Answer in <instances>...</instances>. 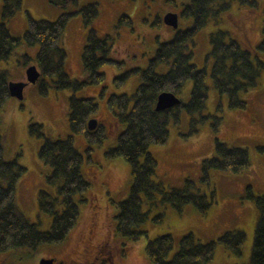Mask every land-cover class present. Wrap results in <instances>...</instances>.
<instances>
[{"label": "rangeland", "instance_id": "1", "mask_svg": "<svg viewBox=\"0 0 264 264\" xmlns=\"http://www.w3.org/2000/svg\"><path fill=\"white\" fill-rule=\"evenodd\" d=\"M92 1L97 2L98 6L93 26L99 36L109 35L111 55L120 64L112 61L99 68L104 73L103 93L102 85H92L77 92L49 88L47 94L42 95L36 83H26L22 99L9 96L0 108V135L5 157L16 156L19 163L26 167L16 186V203L27 219L40 229L48 230L51 216L40 211L37 194L41 188L50 192H54V189L45 182L49 166L38 157L43 137L31 135L28 122L32 119L41 123L45 136L65 138L71 134L68 97L74 93L78 97L90 95L95 98L98 108L91 117L97 119V127L103 130L106 137L101 143L88 145L84 132L73 134L74 145L84 157L83 174L90 182L83 193L87 202L78 201L77 223L63 241L42 244L33 252L26 248L0 252V264H38L43 257H55V264H74L77 260V264H87L96 244H102L105 248L102 264H151L144 248L148 240L158 235L170 233L174 236L173 254L178 238L187 231L194 232L200 241L206 242L231 229L245 232L241 255L235 256L218 246L213 259L207 264H246L258 217L255 200L249 196L247 185H252L250 187L255 195L264 194V152L259 150V146H264V69L260 71L256 87L239 92L245 106L233 108L229 106L227 95L220 94L214 88L212 59L207 56L210 50L209 35L219 29L227 32L226 39L234 38L254 53L255 45L262 37L264 0H223L229 6L218 15L209 17L206 25L193 36L192 42H189L191 62L206 70L208 87L202 113L211 114V117L198 122L195 133L187 134L190 116L183 112L178 124L169 123L167 141L164 144H151L148 148L156 160L154 180L163 181L166 187H177L189 177L208 197L214 190V201L206 214H200L191 204L182 206L181 210L168 203L151 207L149 201L143 198L142 210L148 212V219L140 228L146 233L136 240H125L116 231V204L128 194L130 166L121 156L108 158L105 155V151L115 145L117 135L124 127L116 119L106 99L110 93L131 94L140 82L139 74H130L119 84L114 77L135 67H146L158 42L170 39L174 29L186 27L191 19L179 15L176 28L163 21L168 11L179 14L186 0H70L67 9ZM1 8L2 0L0 21ZM26 11L35 19L54 20L63 10L52 0H22L20 10L6 22L12 35L22 36L27 26ZM121 14L131 17V26L117 24ZM88 28L80 14L73 15L65 26L62 45L67 52L66 71L71 78H85L81 52ZM37 50L38 45H27L21 41L8 59L0 60V69L8 71L9 81L26 82L25 70L30 64L24 63L23 54L30 56L29 61L35 64ZM166 67L163 64L157 70L164 71ZM191 86L192 80L184 83L177 94L180 100H188ZM216 138L228 145L245 147L250 165L240 173L212 168L208 171L207 184L201 179V162L214 155ZM158 213H163V216L155 222L153 217Z\"/></svg>", "mask_w": 264, "mask_h": 264}, {"label": "trees", "instance_id": "2", "mask_svg": "<svg viewBox=\"0 0 264 264\" xmlns=\"http://www.w3.org/2000/svg\"><path fill=\"white\" fill-rule=\"evenodd\" d=\"M63 11L54 20L33 18L27 11V26L22 36L12 35L6 22L17 10L22 0H2L0 21V60L8 59L11 53L23 41L27 45H38L36 67L40 76L36 81L39 93L46 95L49 88L55 90L70 89L77 92L92 85L105 86L104 73L99 68L116 62L111 55L109 35L99 36L93 21L98 15L97 2H87L77 8L67 9L70 0H52ZM75 1V0H74ZM229 3L223 0H186L178 14L190 18L191 23L184 28L174 29L173 36L158 42L146 67H135L114 77L115 81L126 79L130 74L138 73L140 82L131 94L110 93L107 103L124 124L117 135L116 143L105 151L108 158L123 157L130 166V185L127 196L116 204V231L125 240H136L145 230L140 225L148 219V212L142 210L143 198L151 207L170 204L178 210L191 204L200 214H206L214 201V190L208 197L194 180L186 177L181 186L166 187L163 181L154 180L156 160L148 151L151 144H164L169 136L170 122L178 124L183 112L190 116V129L187 134L197 131V123L204 122L211 114L202 113L208 87L206 70L191 62L192 50L189 42L206 25L209 17L218 15ZM80 14L85 25L89 26L86 41L81 52L84 79L71 78L66 71L67 52L62 45L63 32L69 19ZM131 17L121 14L117 24L131 26ZM227 32L216 30L209 35L212 59L211 77L214 88L220 94H226L230 107L242 108L245 101L239 97L240 91H247L258 85L260 71L264 69V20L262 37L255 45L254 53L243 47L234 38L226 39ZM24 63L31 64L30 56L23 54ZM118 65L119 62H116ZM166 65V70L158 67ZM192 80L189 98L180 100L168 108L156 110L157 95L170 91L176 96L184 83ZM9 74L0 69V108L8 100ZM98 103L90 95L68 97V123L71 134L65 138H50L42 131V124L32 119L28 122L31 135L43 137L38 148L39 159L49 166L45 182L54 192L39 189L37 194L40 211L51 216L48 230H42L27 219L16 203V186L26 167L18 158H6L3 139L0 135V252L17 248H26L33 252L42 244H54L63 241L76 225L79 217L78 201L87 202L83 193L90 182L83 174L84 157L75 147L73 134L85 133L88 145L101 143L106 137L98 126L87 130V121L97 111ZM215 120H218L215 117ZM90 148V147H89ZM88 148V149H89ZM214 155L201 162V179L209 184L208 171L218 169L229 173H240L250 165L249 153L245 147L228 145L215 139ZM264 152V146H259ZM247 185L249 196L255 200L258 217L255 223L249 260L246 264H264V194L255 195ZM158 196V197H157ZM163 213L153 217V221L162 219ZM245 240L241 229L223 231L216 239L202 242L194 232L187 231L177 241V249L171 254L175 238L170 233L156 236L146 242L144 251L151 264H207L222 246L235 256H240Z\"/></svg>", "mask_w": 264, "mask_h": 264}, {"label": "water", "instance_id": "3", "mask_svg": "<svg viewBox=\"0 0 264 264\" xmlns=\"http://www.w3.org/2000/svg\"><path fill=\"white\" fill-rule=\"evenodd\" d=\"M163 21L165 24H168L173 28H176L178 25V14L176 12L169 11L163 16ZM25 75H26V82H21V81L8 82V90L10 96L16 97L18 99H22L24 96L23 91L26 83L34 84L39 78L40 72L36 67V65L31 64L26 68ZM179 102L180 99L174 93L170 91H162L157 95L155 109L156 110L165 109ZM96 126H97L96 118H90L87 121L88 130H93L96 128ZM54 261H55L54 257H43L39 260L38 264H54Z\"/></svg>", "mask_w": 264, "mask_h": 264}, {"label": "flooded vegetation", "instance_id": "4", "mask_svg": "<svg viewBox=\"0 0 264 264\" xmlns=\"http://www.w3.org/2000/svg\"><path fill=\"white\" fill-rule=\"evenodd\" d=\"M93 247H94L93 252H92L93 255H91V259L87 262V264H102L104 260V254H103L105 250L104 245L96 244ZM109 259H111V257H109ZM55 261H56V258H55ZM77 263H78V260H77ZM77 263H74V264H77Z\"/></svg>", "mask_w": 264, "mask_h": 264}]
</instances>
